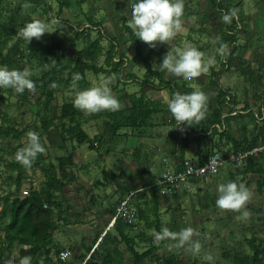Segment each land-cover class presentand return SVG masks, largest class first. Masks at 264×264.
I'll use <instances>...</instances> for the list:
<instances>
[{"label":"rangeland","instance_id":"rangeland-1","mask_svg":"<svg viewBox=\"0 0 264 264\" xmlns=\"http://www.w3.org/2000/svg\"><path fill=\"white\" fill-rule=\"evenodd\" d=\"M47 1L54 12L52 15L55 16L57 11L56 1ZM241 1L243 3L242 12L234 27L237 34L236 43L239 46L235 53L237 58L228 60L222 53L217 51L218 47L211 36V34L216 33V28L211 26L215 25L218 19L225 23L228 22L212 12L209 0H184V4L189 6L193 12L190 14L184 13L181 17L182 24L187 23L190 26H194L195 29L189 32L181 27L175 37L168 42H157V46L154 48L140 39L141 55L143 56L152 48L149 52L151 65L156 69H160L158 64L169 48L175 50L195 45L205 53L203 58L205 61L208 57L215 56V63L209 67L207 72L194 77L192 80H186L182 76H177L169 71L166 73L167 77L179 82L185 81L194 89L199 88L208 95H212L217 87L212 86L209 82L211 69H219L224 64L223 66H227V69L221 74L217 83L224 88H228L234 94L235 102L233 107L241 109L248 105L255 111H258L260 106L264 108V0ZM131 9L130 0H126L123 10L128 18V23L131 19ZM114 13L113 0H87L81 9L74 6L67 7L58 16L66 18L70 24L76 25L90 22L89 19L94 22L99 21V25L103 27L104 32L109 37L112 36L117 39L119 42L118 51L127 57L126 63L121 68V74L129 72L135 74V77L127 80L118 78L115 74L105 75L99 73L95 75L88 71L87 78L92 87L102 84L105 78H110V86L121 101L120 107H122L128 103L126 98H122L124 93L139 94L142 88L141 80L147 74L142 57L136 54L134 44L128 38L127 33L121 31V23ZM197 13H199V16L202 14L201 19ZM48 15L42 4L36 5L34 11L30 13L32 19L39 18L46 21H48ZM202 23L206 25L203 26L206 32L196 28V26H201ZM59 27L69 37L68 43L61 50L64 59L73 56L75 50L83 47L86 41L99 35L96 29H92L91 31L83 32L79 38H75L73 31L68 29L67 24L61 22ZM54 28L56 26L52 25L49 31L53 32ZM52 32L42 34L40 39L48 38ZM85 33H88L89 36L86 37ZM108 43L109 39L103 37L101 40L102 52L97 59L99 64L103 63ZM22 47L25 46L23 45ZM24 53L19 63L13 68L23 69L29 67L33 70V75H38L41 68L52 63L51 57L41 60L33 54V50L25 48ZM151 82L153 83L152 86L150 87L147 84L144 94L151 99L165 100V97L169 96L168 90L157 89L155 87L158 82L156 78H152ZM72 87L76 88L75 86ZM72 87L56 93V99L52 103L54 109L59 107L63 100L75 94ZM1 92L4 95V101L0 103V116L1 112H4L5 114H3L7 116L9 123H15L18 128H22L26 124L32 123L33 119L37 123L40 122L41 111L36 116L33 114L34 110L40 106V100L42 99L37 95V92L27 90L26 93L29 94L28 100H23L20 95L21 92L18 93L15 90L11 94H8V91L4 89H1ZM228 108L225 104V112L228 111ZM263 108L261 107V111ZM83 111L84 117L87 119L84 129L90 136L102 135L103 141H101L98 149L90 150L85 143L80 145L77 151H74L73 157L77 163L75 165L76 169L85 180H82L83 178L79 180L82 186H78L76 183L69 184L65 187L63 193L57 194L61 199L63 211L61 212V217H57V210L55 207L53 208L56 222L53 232L55 245L50 252V261L41 259L39 264H62L58 261V253H55L56 249L60 250L62 247L71 249L72 255L67 259L69 264L78 262L77 258L83 254L86 258L89 254V249L95 246L99 250L96 257L100 260L106 243H99L100 237L96 238L95 234L98 230L100 235H102L107 227L110 220L109 207L115 204L120 195L118 189L121 187L118 184L121 183L125 186L124 188H136L135 196L140 206L145 205L143 203L145 200L150 206L152 205L149 187L150 175L159 176L164 168L170 167L173 162L179 159V133L181 127L178 124L170 123L167 111L154 114L152 118L154 124L151 126L135 128L134 130L129 128L121 129V134L114 137H110V134L104 131L103 123L107 119L105 115L106 109L100 112ZM232 129L234 134L239 137L240 131L234 121L232 122ZM32 130H34L32 125L28 126L20 139L25 141L28 138V132ZM256 134L263 137L264 115L258 118L257 126L249 127L245 133L249 143L252 136ZM138 137L148 154L146 162L135 161L131 157L130 150L137 145ZM16 142V139H10V141L6 139L0 140L1 145L6 149ZM258 143L259 145L261 144V139H258ZM125 145L126 151L124 152L122 148ZM200 145L203 152H206L208 147L207 138H202ZM162 147L164 150H161ZM196 148L197 143L195 141L190 143L185 151V158H196ZM45 149L44 153L48 154V159L54 160L55 153H59L47 143L45 144ZM172 150L176 151L175 155L172 154ZM6 157H8L7 154H5ZM5 158L0 159V194L23 196L24 189L29 192L42 187L43 175L36 168L27 171L22 185L16 189L12 183L13 178L9 176L10 171L6 167ZM259 161L261 162L260 165L264 167V159ZM132 168H135V171ZM231 170L235 172V169ZM14 173L12 172L13 176L15 175ZM259 177L260 175L255 173H242L231 179L228 174V165H224L217 174L203 181L199 190L195 186L194 189L187 190L188 192H181L177 197L159 195V214L162 220V228L167 227L171 231H179L191 225L196 229L193 239L199 240L204 249L196 251L189 244L180 245L177 238L169 237L167 247L159 249L158 255L162 257L164 254L175 253L189 261L198 253L204 261L206 260L207 264H235L231 257L232 253H251V249L243 241L244 238L255 236L264 241V217L260 218L257 211L259 207H264V190L259 192L256 187V181ZM229 180H236L238 183L242 182L251 191L250 199L242 209H222L216 204L219 183ZM148 211L147 213L152 217V213ZM245 211H247V215H243ZM90 213H93L92 217H89ZM131 221H136V218L131 219ZM139 223L142 227V222L140 221ZM99 226H101V229L96 230V227ZM134 226L136 227L128 229V233L131 235H136L141 228L135 224ZM148 231L154 232L153 229ZM0 233L3 235V232ZM107 233V238L111 239L112 235L116 234V230L111 226L108 228ZM19 247V245L13 247L9 252L10 257L17 259ZM225 252L230 253V255L225 257ZM209 254L213 257L212 260L207 258ZM114 255L121 259L120 262L122 264H131L132 262L131 254L127 251L123 242L117 243V250L116 252L114 251ZM161 261L162 259L156 260L154 264ZM262 262L264 264V253L262 254Z\"/></svg>","mask_w":264,"mask_h":264},{"label":"trees","instance_id":"trees-1","mask_svg":"<svg viewBox=\"0 0 264 264\" xmlns=\"http://www.w3.org/2000/svg\"><path fill=\"white\" fill-rule=\"evenodd\" d=\"M55 1L57 3L55 16L59 17L60 23L55 24L56 28H54L48 38L35 40V37H33L31 41L27 42L23 37L19 36V29L26 21L32 19L30 13L39 4H42L44 10L49 14L48 21L51 20L52 17H55L52 15L54 12L51 9V5L47 0H0V64H6L10 68L15 67L25 54V48L33 50V54L41 60L47 57H51L52 60L50 65L41 68L38 75H32V79L36 82V89L34 91L42 98L40 100V106L33 112L36 116L41 111L40 122L37 123L33 119L32 123L18 128L15 123H9L7 116L4 115L5 113L1 112L0 140H17L8 149L4 148L0 143V159H4L5 154H7L8 157L5 158V164L10 171L9 176L13 178L12 183L16 189L19 188L25 180L27 171L37 168L43 175V185L40 189L30 190L28 194H24L23 196L0 194V232H3V235L0 233V264L7 262L10 258L9 252L15 245L20 246L17 261L21 256L29 254L32 256V264H39L41 259L50 261V252L55 245L53 232L56 222L53 208L55 207L57 210V217H61V212L63 211L61 199L57 194L63 193L65 187L69 184L76 183L78 186H82L79 182V173L75 166L77 163L73 157L74 151L85 143L90 150L98 149L101 141H103L102 135L90 136L84 129V124L87 119L84 117V111L74 106L75 94L63 100L59 107L54 109L52 103L56 99V93L72 86L76 87H72L74 93L80 89L92 87L87 78L88 71H91L95 75L99 73L105 75L115 74L118 78H125L127 80L135 77V74L129 72L121 74V68L126 63L127 57L118 51L119 42L115 37H109L104 32L103 27L99 25V21L94 22L92 19H89L90 22L76 25L70 24L66 18L58 16L67 7L74 6L81 9L87 0ZM113 2L114 14L121 23L120 29L127 33L128 38L134 44L136 54L142 57L147 76L141 80L142 88L139 94L124 93L122 98H126L128 103L117 110L106 109L105 115L107 119L103 123L104 131L109 133L110 137H114L121 134V129L129 128L134 130L135 128L151 126L154 124L152 121L153 115L166 111L169 113L170 123L176 124L177 121L167 107L166 101L147 97L144 94V89L147 87V84L150 87L152 86V78H156L158 81L155 87L157 89H167L169 96L177 90L191 92L195 89L185 81L179 82L167 77L166 69L154 68L151 65L149 57V52L153 47L146 54L141 55L140 38L136 37L135 30L128 23V18L123 10L126 0H113ZM209 2L212 12L222 18L226 11H230L232 8L237 9V15L232 18L230 23L222 22L219 19L216 20V33L212 36L217 47L222 42L227 43L228 51L226 54H222L228 60L237 58L235 53L239 46L236 43L237 34L234 27L240 18L239 15L242 12L243 3L241 0H209ZM201 15H198L200 19L202 17ZM61 22L67 24L68 29L73 31L75 38H79L83 32L91 31L92 29H96L99 35L94 39L86 41L83 47L75 50L73 56L64 59L61 50L68 43L69 37L59 27ZM85 35L86 37L89 36L88 33H85ZM217 36L220 37V40L216 39ZM103 37L108 38L109 43L105 51L103 63L99 64L97 59L102 52L101 40ZM23 45L25 47H22ZM238 60L240 61V59ZM223 65L219 69H211V79L209 82L212 86H216L217 89L213 91L212 95H208L207 115L195 124H178L181 127L179 133V159L171 164L170 167H166L163 170L167 168L179 170L182 167L183 161L188 159L185 158L186 149L194 141L197 143L195 151L197 157L188 160L198 164L204 163L214 150L221 151L223 155H227L232 151L249 150L254 146H259L258 139H261L260 145H264V134L263 137L258 134L252 136L250 143L245 136L249 127L257 126L258 118L264 115V108L262 107V113L261 106L258 111L253 110L248 105H245L241 109H235L233 107V103L235 102L234 94L228 88H224L217 83L221 74L227 69V66ZM76 72L81 73L79 80L73 79V74ZM1 89L7 90L8 94H11L15 90L11 87H0V103L4 101V95ZM27 90L31 89H25L20 93L23 100H28L29 94L26 93ZM225 104L229 107L227 112L224 110ZM233 121L237 124V128L240 131L239 137L234 134L232 129ZM31 125L39 134L41 143L44 146L47 143L52 149L59 152L55 153L54 160L51 158L48 159V154L44 152L37 155L31 166H25L15 159V152L28 139L22 141L20 138L26 128ZM126 135L128 134L126 133ZM202 138H207L208 140L206 152H203L200 145ZM138 140L137 145L132 147L133 151L130 150L131 157L135 161L146 162L148 160V154L140 142L139 137ZM122 150L124 152L126 151V145ZM171 152L173 155L176 153L175 150ZM263 159L264 149L255 154H249L241 164L242 167L240 165L227 164L229 177L234 179L237 174L242 173L259 174L260 177L256 181V187L259 192L263 191L264 167L260 165L261 162L259 161ZM231 169H235V172H232ZM12 172H15L14 176ZM192 180L199 190L203 179L193 178ZM154 181L155 177L151 174L149 187L152 205L149 206L147 200H145L143 201L145 205L141 207L136 200L135 192L131 195L132 201L136 206V213L133 217L136 218V221L116 219L112 225L116 230V234L112 235L111 239L107 238L108 229L102 235H100V231H96L95 237H100L99 243H106L102 258L100 260L97 259L96 255L99 253V250L95 246L90 249L88 247L89 254L86 258L84 254L78 258L76 257L78 261L85 260L84 264H122L120 262L121 259L114 255V251L116 252L117 250V243L123 242L126 245L127 251L131 254V264H154L159 259H162V261L156 264H207L206 260L204 261L198 253L189 261L175 253L164 254L162 257L158 255L159 249L167 247L169 237L157 239L155 236V232L162 231L163 228L159 214L160 194L152 186ZM118 185L121 187V193L115 201V204L109 207L110 217L114 214L115 207L120 199L136 190L134 187L124 188L125 186L121 183ZM187 190L191 189H183L169 196L177 197L181 192H188ZM148 210L152 213V217L147 213ZM257 211L260 218L264 217V207H259ZM140 221L142 222V227L140 226ZM134 224H139L138 226L141 228L136 235H131L128 233V229L136 227ZM151 229L154 232L148 231ZM243 241L249 246L251 253L234 252L231 255L233 262L235 264H263V239L251 236L244 238ZM203 249L201 246L199 251ZM58 251L59 249H56L55 253H58ZM229 255L230 253L228 252L224 253L225 257ZM58 261L62 264H69L67 261H60L59 258Z\"/></svg>","mask_w":264,"mask_h":264},{"label":"clouds","instance_id":"clouds-1","mask_svg":"<svg viewBox=\"0 0 264 264\" xmlns=\"http://www.w3.org/2000/svg\"><path fill=\"white\" fill-rule=\"evenodd\" d=\"M130 3L132 9L129 24L134 28L136 37L147 42L150 47H156L157 42H168L177 35L182 25L184 0H130ZM236 15L237 9L232 8L224 13L223 20L230 23ZM59 23V17H52L49 21L39 18L30 19L19 29V36L27 42L33 37L40 39L42 34L52 32L49 31L52 25ZM216 39L220 40V37L217 36ZM217 51L226 54L227 43L222 42ZM204 57L205 53L195 45L175 50L169 48L163 54L158 66L186 80H192L207 72L209 67L215 63V56L208 57L206 61ZM32 75L33 70L29 67L10 68L6 64H0V87H11L18 93L25 89L34 91L36 82L32 79ZM80 78L81 73L73 74L74 80ZM165 100L177 121L176 124H195L207 115L209 96L202 89L197 88L191 92L177 90L172 95L166 96ZM73 103L75 107L89 112H100L105 109L117 110L121 106V101L110 86V78H105L100 85L78 90ZM27 135V142L19 147L14 155L15 159L23 165L31 166L37 155L46 149L36 131H29ZM217 191L216 204L222 209H242L251 196L250 189L236 180L219 183ZM243 215H247V211ZM195 232L196 229L191 225L179 231H171L164 227L162 231L155 232V236L157 239L177 238L180 245L189 244L194 250L199 251L202 245L199 240L193 239ZM64 255L66 256L67 253ZM207 258L213 259L211 254ZM7 264H32V256L23 255L18 261L15 257H10Z\"/></svg>","mask_w":264,"mask_h":264},{"label":"built area","instance_id":"built-area-1","mask_svg":"<svg viewBox=\"0 0 264 264\" xmlns=\"http://www.w3.org/2000/svg\"><path fill=\"white\" fill-rule=\"evenodd\" d=\"M262 149H264V145L254 146L249 150L232 151L227 155H223L221 151L214 150L202 164L186 159L179 170L173 168L163 170L155 178L152 186L156 188L160 195L164 196L173 195L183 189H194L196 184L192 180L193 178H201L206 181L210 176L217 174L224 165H241L249 154H255ZM134 192L120 199L103 233L114 224L116 219L131 220L135 216L136 206L131 196ZM28 193L27 189L23 190V194ZM64 253H67V255L65 256ZM71 255L69 247H62L58 252L60 261H67ZM84 261H78L75 264H84Z\"/></svg>","mask_w":264,"mask_h":264},{"label":"crops","instance_id":"crops-1","mask_svg":"<svg viewBox=\"0 0 264 264\" xmlns=\"http://www.w3.org/2000/svg\"><path fill=\"white\" fill-rule=\"evenodd\" d=\"M191 12H193L192 10H190V7L189 6H187L186 4H184V13L186 14H190ZM184 15V14H183ZM203 26H206L204 23H202V25L201 26H196V28L198 29V30H201V31H205V29H203V28H205V27H203ZM181 27H182V29L184 28L186 31L188 30L189 32L191 31H193V29H195V27L194 26H190V25H188L187 23H184V24H182L181 25ZM180 27V28H181ZM211 27H213V28H215V25H213V26H211ZM187 28V29H186ZM206 32V31H205ZM214 34H211V36H213ZM261 107H263V106H261ZM77 149H79V148H77ZM77 149H76V151H77ZM161 150H164V148L162 147L161 148ZM197 157V156H196ZM174 163V162H173ZM133 169V168H132ZM134 171H135V168L133 169ZM79 176V180H81L83 177L79 174L78 175ZM158 175H156V177H157ZM155 177V176H154ZM155 177V178H156ZM82 180H85L84 178L82 179ZM89 184V183H88ZM119 188V187H118ZM117 188V189H118ZM119 190V192L121 193V191H120V189H118ZM180 194V193H179ZM178 194V195H179ZM164 196V195H163ZM163 196H162V198H163ZM168 197V196H167ZM159 201H160V199H159ZM92 215H93V213H90V216L89 217H92ZM139 225V224H138ZM97 229H101V226H99V227H96V230Z\"/></svg>","mask_w":264,"mask_h":264}]
</instances>
